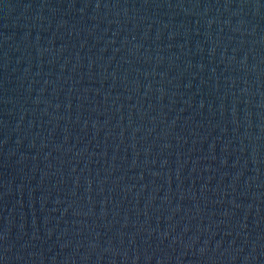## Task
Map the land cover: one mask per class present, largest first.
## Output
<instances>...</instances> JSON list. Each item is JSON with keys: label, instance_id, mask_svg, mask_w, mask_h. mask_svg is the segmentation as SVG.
<instances>
[{"label": "water", "instance_id": "water-1", "mask_svg": "<svg viewBox=\"0 0 264 264\" xmlns=\"http://www.w3.org/2000/svg\"><path fill=\"white\" fill-rule=\"evenodd\" d=\"M0 264H264V0H0Z\"/></svg>", "mask_w": 264, "mask_h": 264}]
</instances>
